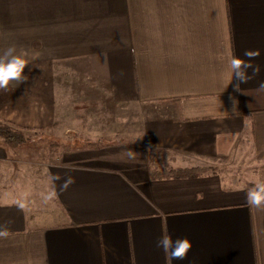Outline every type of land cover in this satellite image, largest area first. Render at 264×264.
Instances as JSON below:
<instances>
[{
  "label": "crops",
  "instance_id": "crops-1",
  "mask_svg": "<svg viewBox=\"0 0 264 264\" xmlns=\"http://www.w3.org/2000/svg\"><path fill=\"white\" fill-rule=\"evenodd\" d=\"M12 45L35 58L0 119L100 138L31 175L0 137V264H165L164 232L193 245L173 264H264V209L245 198L264 179V0H0ZM245 49L261 72L237 92L227 61ZM50 174L75 183L45 205Z\"/></svg>",
  "mask_w": 264,
  "mask_h": 264
},
{
  "label": "clouds",
  "instance_id": "clouds-1",
  "mask_svg": "<svg viewBox=\"0 0 264 264\" xmlns=\"http://www.w3.org/2000/svg\"><path fill=\"white\" fill-rule=\"evenodd\" d=\"M260 55L259 49H245L242 56L232 55L228 58L227 67L231 76V81L236 80L235 91L241 92V84H247L259 76L261 66L254 63ZM29 57L35 58L33 54L24 48L19 50L15 45L9 46L0 51V91H7L11 83L20 85L28 80L25 75V69L30 63ZM258 89L264 92V80L258 83ZM233 100L232 111H237L238 101ZM130 156L133 154L130 152ZM68 168V165H62ZM69 170H74L69 168ZM57 181H62L59 185V191H67L75 183V178L71 175L62 177L59 174H50L49 182L51 187L46 191L39 193L43 204L54 201L58 197L56 186ZM31 193L29 191L21 192L13 203L20 211H26L29 208ZM246 203L250 208L264 209V179L258 180L253 187L246 192ZM10 235L6 224H0V239H6ZM156 247L161 249L165 256V264H173V261H182L187 259L188 253L193 245L187 237L173 238L170 233L164 232L156 241Z\"/></svg>",
  "mask_w": 264,
  "mask_h": 264
},
{
  "label": "rangeland",
  "instance_id": "rangeland-1",
  "mask_svg": "<svg viewBox=\"0 0 264 264\" xmlns=\"http://www.w3.org/2000/svg\"><path fill=\"white\" fill-rule=\"evenodd\" d=\"M10 122V121H9ZM12 123V122H11ZM13 124V123H12ZM70 125V122L62 121L60 122V126L56 129H48L44 130L45 132L39 131L37 129H31V128H23L20 126H17L13 124L14 126L21 129V132L24 134V136L29 137L28 141L26 143L20 144L17 149L15 150V155H18L19 158L22 160V163L20 164L21 167L24 168V170H27V173L31 175H40L41 171V165L43 163H48L54 160L55 157L59 155L64 150H67L70 146H78L80 144H73L74 141H72L73 137L79 139L83 142L84 140H98L97 136H92L89 133L95 132L94 129L91 131H76V134H79L81 132V135L72 136L71 133H67L64 129L67 125ZM83 125L87 124L80 123ZM130 132V131H128ZM120 136V135H119ZM133 137V136H132ZM130 134L124 135V137H120V139H123L128 141L133 139ZM117 136H109L108 138L105 137V139H118ZM136 139V137H135ZM60 150V151H59Z\"/></svg>",
  "mask_w": 264,
  "mask_h": 264
},
{
  "label": "trees",
  "instance_id": "trees-1",
  "mask_svg": "<svg viewBox=\"0 0 264 264\" xmlns=\"http://www.w3.org/2000/svg\"><path fill=\"white\" fill-rule=\"evenodd\" d=\"M0 137L2 138L3 142L11 145L16 146L19 144H24L28 141L27 136H24V134L21 132V129L14 126L11 122L7 120L0 119ZM175 172H172L175 174V176H190L195 174L193 169L188 170H174ZM193 172V173H191Z\"/></svg>",
  "mask_w": 264,
  "mask_h": 264
}]
</instances>
